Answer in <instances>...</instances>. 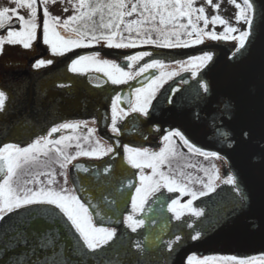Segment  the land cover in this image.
Masks as SVG:
<instances>
[{
	"label": "snow or ice",
	"instance_id": "snow-or-ice-1",
	"mask_svg": "<svg viewBox=\"0 0 264 264\" xmlns=\"http://www.w3.org/2000/svg\"><path fill=\"white\" fill-rule=\"evenodd\" d=\"M67 2L71 4L73 15L63 20L60 16L52 15L47 7L49 3H57V0H14L16 8H0V30L6 31V34L0 35V54H3L5 45H18L29 50L33 47V43L40 39L41 21L38 16V9L41 7L43 13L42 42L54 56H64L74 49L91 48L96 45L108 49H135L145 45L160 49H177L202 44L205 40H231L237 42L235 50L230 56V59H234L236 54L246 49V45L256 28V8L253 0H243V7L235 3V0H229V3H235V7L238 9L235 14V21L237 23L243 21L245 24L242 31L229 26L228 21L219 15H212L209 19L203 6H195L196 0H67ZM205 2L213 9V12L220 8V4H213L212 0H205ZM20 8L28 10L27 18L18 15ZM68 10V8L63 9L64 12ZM97 16H99L98 23L95 20ZM130 17L135 18L127 19ZM14 19L19 22L18 30L13 27ZM199 22H203V27H198ZM209 24L212 25V30L205 31ZM218 24L223 26V31L219 33L215 31ZM237 32L238 34L234 35ZM100 55L99 52L90 55H78L77 58L71 60L68 71L74 74H84L89 71L103 73L113 85H120L128 83L131 79H136L152 69L164 66V61L160 59L145 60L147 57L154 56V53L148 50L124 56L127 61L126 66L129 69L138 65L140 61H144L133 72L125 71L124 66L112 60L100 59ZM212 59L213 54L211 52H204L201 55L191 57L186 62L178 63L186 64L185 70H192V76L195 78L197 75L195 70L206 67ZM51 64L53 61L50 59H37L32 67L40 69ZM6 71V69L0 70V74H6ZM174 75L177 73L166 74L161 72L159 76H152L146 85L135 88L130 97L127 98L129 105L127 109L119 106L121 104L119 96L113 98L111 102V132L119 136L121 130L118 127V121L124 120L133 113L147 118L156 92L162 86L165 77L170 78ZM101 86L99 83L95 84L97 88ZM199 86L205 96L210 94L207 83L201 82ZM57 87L64 88L66 85L60 83L57 84ZM9 99V94L3 87H0V114H7ZM17 99L21 105H31L34 111L37 109V99L30 97L22 87L17 92ZM169 102L171 103V99ZM220 104L222 105L221 116L231 118L235 111L233 102L222 100ZM86 123L84 121L63 122L52 126L47 135L38 136L26 147L15 143H4L0 146V222L8 224L12 220V214L19 216L21 209L30 210L33 206L53 210L45 221L48 227L43 230H34L31 233V240L27 234L21 233L18 227L15 229L17 243H20L22 239L23 243L29 246L32 256L35 257V260L29 259L27 264H48L47 254H45V259L41 261L40 249H47L49 245L53 244V239L49 238L51 235L49 228L61 224L68 229V232L72 233L77 243H72L69 240L70 250H64L59 260L55 259L56 254H53L51 264H83V259L88 254L97 257L99 264H112L111 260L103 257L117 239V229L98 225L95 218L102 213L91 211V203L86 207L75 191L66 185L69 183L68 165L79 157L87 156L102 159L104 156L112 154L111 158L115 159L118 153L112 146L106 149L101 147L97 140L96 147L90 151L83 150L81 145L76 143L75 147L79 150L74 154H68L65 149L72 146L70 142L78 141L80 138L63 134L54 138V134L66 130L75 133L81 126H86ZM92 123H96V121L93 120ZM95 132V128H88L84 140L87 141ZM218 132L225 141L231 142V135L228 132L219 129ZM240 136L244 140H250L251 132L241 130ZM175 138H178V142L186 146L193 154H198L205 159L209 157L215 160L222 159L217 152H207L195 146L179 129L169 130L162 137L165 146L161 147L158 152H150L147 148L124 145L123 158L125 162L131 168L141 170L138 175L139 186L131 182L127 184V187L135 188V193L131 195L132 211L124 216L123 224L132 233H136L138 229L145 226V220L136 218V216L145 211L148 200L155 197L162 189H166L168 193L179 192L191 196L192 199L186 203L181 204L177 199H171V202L167 204V210L172 213V217L176 221H182V217L186 213L195 217L204 215L202 210L192 207L193 200L197 199L198 196L208 195V192H214L216 188L213 186V180H221L219 173L216 172L209 176L208 183L204 185L205 190L196 192L177 179L171 172L161 170L162 166L168 163L170 156L175 154L174 145L177 143ZM117 146L119 145L117 144ZM261 151H264V147L261 148ZM51 152L55 153V160L49 162L59 165L61 169L59 175L64 178L63 186L59 189L54 187L58 183L57 174L54 171L40 172L34 180L21 182L19 179L20 171L29 165L39 163L40 155L47 156ZM49 162H46L44 166H47ZM74 167L78 172L88 173L90 171L83 164H76ZM145 168H150L151 173H144ZM113 171V165L108 164L103 168V175L107 177ZM40 176H47L48 179L42 181ZM188 182L191 183V180ZM75 183L76 181H73L74 185ZM80 183L83 185L82 180ZM222 183L231 186L239 207L247 206L249 198L241 188L236 175L227 174L222 179ZM28 185L35 186L28 187ZM103 199L109 204L115 203L114 199L109 200L107 196ZM96 207L99 208V205ZM40 218L37 214L29 212V221ZM20 223L25 222L20 221ZM187 227L193 228V225L187 223ZM202 234V230L197 231L190 235V239L198 241ZM46 238L47 243H45ZM156 239L159 240L160 238L157 237ZM183 239L181 234H176L173 239L164 242V247L171 254L177 250ZM154 246L155 242L148 236H144L143 241L137 240L131 243L125 252V255L129 257L125 264H144L145 260L148 261V264H158L149 258L150 251ZM5 247L7 246L5 245ZM213 261L218 262V264H255V258L237 259L234 256H225L200 259L196 255H187L182 264H212Z\"/></svg>",
	"mask_w": 264,
	"mask_h": 264
},
{
	"label": "water",
	"instance_id": "water-1",
	"mask_svg": "<svg viewBox=\"0 0 264 264\" xmlns=\"http://www.w3.org/2000/svg\"><path fill=\"white\" fill-rule=\"evenodd\" d=\"M253 3L256 8V28L246 49L236 54L234 59H230V56L234 52L237 42L231 40H205L202 44L177 49L153 47L106 49L115 51V54L124 53L126 50H130L132 53L138 50H148L171 60H175V58L190 59L204 52L213 54L212 61L197 71V75L193 79L196 82L195 86L189 85L190 81L185 84L187 87L185 89L172 88L174 84L169 85L160 95L161 104L155 107L152 113L159 111L161 123L169 122L173 129H179L195 146L207 152L219 153L226 163V173L237 176L241 188L249 200L247 206L239 207L236 203L235 192L229 185L221 193L214 191L207 198L197 200L195 204L207 208L202 216V221L207 224L186 228V231L189 230L188 234L194 233L196 230H202L203 234L196 243H186L185 248L179 249L178 264H181L183 254H191V252L195 254L209 252L214 256L264 257V151H261V148L264 147V0H253ZM38 16L41 21L40 29H42V7L38 9ZM18 23L14 19L13 27L16 28ZM5 32V30H0V35ZM96 49L102 54L105 47L96 45L68 53L65 59L58 62V67L60 68L67 60L77 58L78 55H90ZM13 59L18 61L16 58ZM24 59L26 58L20 61L22 62ZM1 76L2 74H0V78ZM152 76H155L154 72L137 78L129 90L120 94L121 101L126 100L128 104L127 98L130 97L132 91L146 85ZM20 79L27 80L24 75H20ZM95 80L103 82L105 79L100 74L87 75L88 83H93ZM201 82L207 83L209 86L210 94L207 96L200 89ZM169 92L174 95H168ZM47 94L48 97H56L52 92H47ZM165 98L168 99L166 108L170 109L169 121L164 120L162 116L163 99ZM169 99H171V103ZM222 100L233 102L235 111L231 118L221 116L220 101ZM192 101L195 102L190 103ZM48 104L50 108L53 102H48ZM85 105H87L86 96L83 94V107L92 108L91 105L86 107ZM59 111L60 107H56L57 113L54 111L53 115H59ZM50 118L51 122L59 121V118ZM218 129L228 132L231 135V142L225 141L219 135ZM241 130L250 131L251 139H242ZM9 132L8 130L0 132V144ZM115 152L118 153L115 159L111 158V155L98 161L77 163L88 168L90 170L88 173L76 171L74 167L76 164L71 169L76 181L75 193L86 207L91 203V211L102 213L95 218V222L105 227L112 226L110 225L111 221L120 218L131 198L134 187H127L128 176L131 177L130 182L135 185L130 169L123 164L119 151L116 149ZM108 164L113 165L114 171L105 177L103 168ZM81 180L83 185L80 183ZM105 196L109 200L114 199L115 203L105 202L103 199ZM157 203V200L152 202L156 206ZM97 205L99 208L96 207ZM155 208L151 210L152 213ZM52 211L50 208L33 206L30 210L21 209L19 216L12 214V220L8 224L0 222V264H27L29 259L35 260L29 246L24 244L22 239L20 243H17L15 229L18 227L20 232L27 234L31 240V233L34 230H43L48 227L45 221ZM29 212L37 214L41 218L29 221ZM157 215L160 222L162 221L160 227L148 225L143 227L145 236L155 242L153 248L161 245L169 229L165 205L157 209ZM5 219L7 220V217ZM20 221L25 223L21 224ZM49 232L51 234L49 238L53 239V244L49 245L47 249H40V259L43 261L47 254L48 264H51L53 254H56L55 259L59 260L64 250H70L69 240L72 243H77V241L62 224L53 225L52 228H49ZM157 237L160 239L157 240ZM45 243H47V238ZM153 248L150 253L154 252ZM109 251L110 249L103 257L104 259L111 260L112 263L115 259H121L119 264H125L127 261V256L124 257L125 254L116 255L112 260ZM83 264H99V260L92 254H88L84 257Z\"/></svg>",
	"mask_w": 264,
	"mask_h": 264
},
{
	"label": "flooded vegetation",
	"instance_id": "flooded-vegetation-1",
	"mask_svg": "<svg viewBox=\"0 0 264 264\" xmlns=\"http://www.w3.org/2000/svg\"><path fill=\"white\" fill-rule=\"evenodd\" d=\"M20 27L19 23L16 29L18 30ZM6 34V32L4 33ZM3 35V34H2ZM40 39L33 43V47L29 50L23 49L21 46H4L3 54H0V67L1 70H7L6 74H2L0 78V87H3L6 92L9 94L10 99L7 102V114H0V132L5 130L10 131L7 136L2 140L0 146L4 143H15L22 147L28 146L33 140H35L38 136L47 135L48 130L52 126L58 125L63 122H79L84 121L87 122L86 126H81L75 133L71 130H66L63 132H58L54 134V138L59 137L60 135H72L79 137L80 139L71 141V147L65 149L68 154H74L77 150L75 145L79 143L81 148L86 151H90L92 148L96 147L97 140L99 144L103 148H107L109 146L114 147V150H118L121 158L123 160V164H125L131 171L133 178L135 180V185L139 186L138 175L140 173V169L131 168L124 160V152L123 146L128 145L129 147L135 148H147L149 151L158 152L161 147L165 146V142L162 141V137L168 133L169 130H175L172 128V125L169 122L160 121L159 111L157 113H152V110L155 107H158L160 103V95L162 91L171 84H174L172 88H181L185 89L186 83L190 81L191 86H195L196 82H194V78L192 76V70H185L187 67L186 64L181 65L178 62H186L189 59H178L175 60L165 59L162 55L154 53L153 57H147L145 60H150L153 58L160 59L164 61V66L162 68L152 69L149 72H154L155 76H159L161 72L170 73L176 72L177 75L169 77H165L162 86L159 87L156 92V97L152 102V106L150 108V113L147 118L140 117L138 114L133 113L122 121H118V127L121 130V134L119 136L114 135L110 130L111 125V102L112 99L116 96H120L123 91L129 90L131 85L136 79H131L126 84L113 85L110 81H108L107 77L103 75V73H98L95 71H89L84 74H74L68 71V65L71 60H67L62 66L59 68L58 64L61 60L67 57L68 53H72L73 51H81L82 49H74L71 52L66 53L64 56H54L51 54L50 50L46 45L42 42V29L39 30ZM141 47H153L151 45H145ZM155 48V47H153ZM105 47V50H102L104 53L100 55V59H109L112 60L121 66H124L125 71L133 72L136 68L139 67L140 64H143L144 61H140L138 65H134L133 68H127V61L124 59L125 55L136 54L139 51H134L133 53L130 50H126L124 53H116L115 51H109ZM95 52H99V50H95ZM13 58H16L18 61H14ZM24 59L22 62L21 59ZM37 59H50L53 61V64L42 67L40 69H34L32 64ZM59 62V63H58ZM200 69H196L197 72ZM148 72V73H149ZM97 75L100 74L104 76V81L95 80L93 83H88L86 81L87 75ZM147 74V73H145ZM143 74V75H145ZM20 75H24L27 79L21 80ZM142 75V76H143ZM194 82V83H193ZM63 83L66 85L64 88L57 87V84ZM99 83L102 86L97 88L95 84ZM23 88L27 91L30 97H35L37 99V109L34 111L31 105H21L17 99V92L20 88ZM134 91V90H133ZM132 91V92H133ZM47 92H52V94L56 97L51 98L48 97ZM68 92V94H67ZM83 94L86 96V104L91 105L92 108H84L83 107ZM168 95H174L169 92ZM56 98V100H55ZM51 101L53 102L52 106L49 108V104ZM55 100V101H53ZM192 101L190 103H194ZM168 103V99H163V113L162 116L164 120L169 121V108H166ZM85 105V107L87 106ZM120 107L125 109L128 108V104L126 100L121 101ZM56 107H60L59 115L54 116V111L56 112ZM173 112V110H172ZM171 112V114H172ZM57 113V112H56ZM50 117L59 118L58 122H51ZM139 119L143 120L140 121ZM95 120L96 123H92ZM88 128H95L96 132L92 137H89L87 141L84 140V137L87 136ZM158 129V130H157ZM177 143L174 145L175 154L170 156L168 163L165 166H162L163 171L171 172V174L175 175L177 179L181 180L183 183L187 184V186L196 192H200L204 189V185L208 183L209 176L214 175L216 172L219 173L221 180H213V186L216 188L215 191L219 193L222 192L223 189L228 185H224L222 183V179L226 177V163L223 159L215 160L211 157L205 159L204 157L193 154L189 151V149L183 144L178 142V138H175ZM117 144L119 146H117ZM109 154L108 156H111ZM108 156H104L108 157ZM55 153L51 152L47 156L40 155L39 163L35 165H29L25 169H22L19 173V179L21 182L27 180H34L38 173L40 172H50L54 171L57 174V181L55 185H59V188L63 186L64 178L59 175L61 169L59 165L54 162ZM100 159L89 158L87 156H81L77 160L73 161L68 165L67 173L69 177V183L66 185L69 189L75 191L73 181L75 178L71 172L72 166L81 162V161H98ZM46 162L47 166H44ZM179 167H182L187 171V175L180 176L178 173ZM144 173L150 174L151 169L145 168ZM129 182H130V176ZM42 181H46L48 179L47 176L39 177ZM191 180V183L188 181ZM54 185V187H55ZM35 185H28V187H34ZM56 188V187H55ZM57 189V188H56ZM135 193V188L133 189L132 194ZM213 192H208L206 196H198L197 199L193 200L192 207L202 210L203 213L207 210L205 206L195 204L197 200L200 198H207ZM174 194H177L176 196ZM158 197L159 199H157ZM171 199H177L181 204L186 203L189 199H192L191 196L185 195L179 192L168 193L166 189H162L161 192H158L155 197H152L148 200L145 205V211L139 213L136 218H143L145 220V225L151 227H160L162 225V221L157 215V209L162 208L163 205L166 207L167 218H168V233L165 236L161 245H159L154 249V252L149 254V258L153 261L158 262V264H178V253L180 248H185L186 243H196V241H192L190 239L191 234H188L186 228L187 223H191L193 228L195 226H199V224L206 225V222L202 221L201 217L191 216L190 213H186L182 217V221H176L172 217V213L168 212L167 204L171 202ZM154 200H157V206L152 204ZM155 210L152 213V209ZM132 211L131 208V198L128 201L126 207L122 211L120 218L116 221H111L112 226L117 229V239L112 243L110 251L108 252L112 257V260L116 255H124L128 249V246L139 240L143 241L145 236L144 228L138 229L136 233H132L130 229H127L123 224V218L125 215L130 214ZM148 212V213H147ZM200 222V223H199ZM176 234H181L184 239L181 241L180 246L173 253H168L166 248L164 247V242L173 239ZM162 250V251H161ZM183 254V260L186 259L187 255H196L198 258L203 259L204 257H225L227 255L222 256H214L210 255L209 252L198 253L195 254L191 252V254ZM126 257V255L124 256ZM123 257V258H124ZM167 257V259H164ZM237 259H251L255 258V264H264V257H237ZM129 257L127 256V261ZM182 260V262H183ZM117 261V262H114ZM121 259L113 260L112 264H119ZM181 262V264H182ZM144 264H148V261L145 260ZM212 264H218V262L213 261Z\"/></svg>",
	"mask_w": 264,
	"mask_h": 264
},
{
	"label": "rangeland",
	"instance_id": "rangeland-1",
	"mask_svg": "<svg viewBox=\"0 0 264 264\" xmlns=\"http://www.w3.org/2000/svg\"><path fill=\"white\" fill-rule=\"evenodd\" d=\"M213 4L219 3L220 4V8L216 11L213 12V9L205 2V0H196V7H200L203 6L205 8V13L206 15L209 17V19L211 18L212 15H219L221 16V18L225 19L226 21H228L229 26L232 27H236L238 29V31H242L245 28V24L243 21L237 23L235 21V14L238 11V9L235 7V3H238L241 5V7H243V5L240 3L239 0H235V3H229V0H212ZM3 7H9L11 8H16V4L14 3V0H0V8ZM50 13L54 16H60L61 19H66L67 17L73 15V11H72V7L71 4H69L67 2V0H63V3H61V0H57V3L52 4L49 3L47 5ZM64 8H68L69 10L67 12H64L63 9ZM18 15L20 16H24L25 18L28 17V10L26 8H20L18 9ZM135 17H130L127 19H133ZM186 23V21H185ZM198 27H203V22H199ZM212 30V25L209 24L208 28L205 29V31H210ZM215 31L217 33L223 31V26L221 25H217L215 28ZM237 33H235L234 35H237ZM194 38V36H193ZM179 171V175L180 176H185L187 175V171L185 169H183L182 167H179L178 169ZM55 187L57 189H59V185H55Z\"/></svg>",
	"mask_w": 264,
	"mask_h": 264
},
{
	"label": "trees",
	"instance_id": "trees-1",
	"mask_svg": "<svg viewBox=\"0 0 264 264\" xmlns=\"http://www.w3.org/2000/svg\"><path fill=\"white\" fill-rule=\"evenodd\" d=\"M240 1V3L243 5V1L242 0H239ZM95 20H96V22L98 23L99 22V16H97V17H95ZM184 23H185V21H183Z\"/></svg>",
	"mask_w": 264,
	"mask_h": 264
}]
</instances>
